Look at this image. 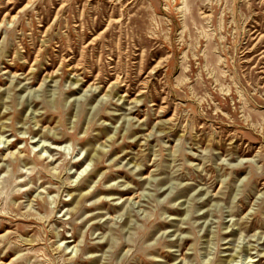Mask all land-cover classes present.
<instances>
[{"label":"rangeland","instance_id":"rangeland-1","mask_svg":"<svg viewBox=\"0 0 264 264\" xmlns=\"http://www.w3.org/2000/svg\"><path fill=\"white\" fill-rule=\"evenodd\" d=\"M0 264H264V0H0Z\"/></svg>","mask_w":264,"mask_h":264},{"label":"bare ground","instance_id":"bare-ground-1","mask_svg":"<svg viewBox=\"0 0 264 264\" xmlns=\"http://www.w3.org/2000/svg\"><path fill=\"white\" fill-rule=\"evenodd\" d=\"M45 147H46V146H45ZM249 258H250V256H249ZM233 259H234V258H233ZM233 259H232V260H233ZM252 260H253V259L251 258L250 262H252ZM233 261H234V260H233ZM229 262H230V261H229Z\"/></svg>","mask_w":264,"mask_h":264}]
</instances>
